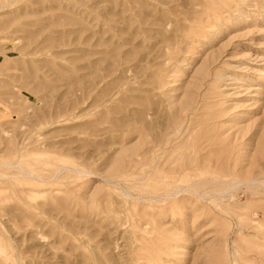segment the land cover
<instances>
[{
    "label": "rangeland",
    "instance_id": "rangeland-1",
    "mask_svg": "<svg viewBox=\"0 0 264 264\" xmlns=\"http://www.w3.org/2000/svg\"><path fill=\"white\" fill-rule=\"evenodd\" d=\"M0 175V264H264V0H12Z\"/></svg>",
    "mask_w": 264,
    "mask_h": 264
},
{
    "label": "bare ground",
    "instance_id": "bare-ground-1",
    "mask_svg": "<svg viewBox=\"0 0 264 264\" xmlns=\"http://www.w3.org/2000/svg\"><path fill=\"white\" fill-rule=\"evenodd\" d=\"M11 2H12V0H5V1L0 5V8H3V7H5V6H7V5H8L9 3H11ZM94 67H95V66H94ZM156 143H157V141H156ZM149 150H150V149H149ZM149 150H148V148H147V151H149ZM62 167H63V166L60 167L61 170H62V169H65L64 167H63V168H62ZM77 171H78V170H77ZM57 172H58V173H57ZM59 172L61 173L62 171H60V170H59V171H58V170H55L54 175H53L54 182H55V177H56V175L59 174ZM25 173H26V172H25ZM78 173H79V171H78ZM26 174H28V173H26ZM26 174H25V175H26ZM81 174H82V173H81ZM22 175H24V174H22ZM1 176H2V175H0V178H1ZM4 177H6V176H4ZM31 177L36 178V177H34V176H32V175H31ZM31 177H30V178H31ZM31 179H32V178H31ZM53 179H52V180H53ZM33 180H34V179H33ZM36 180H37V181H41V179L38 178V177H37ZM1 181H2V180H1ZM43 181H44V180H43ZM49 181H50V180H49ZM251 181H253V180H251ZM50 182H51V181H50ZM125 198H126V197H125ZM146 202H147V201H146ZM14 251H15V250H14ZM20 264H21V263H20Z\"/></svg>",
    "mask_w": 264,
    "mask_h": 264
}]
</instances>
